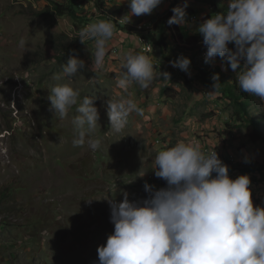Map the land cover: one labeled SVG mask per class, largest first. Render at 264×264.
<instances>
[{
	"label": "rangeland",
	"instance_id": "rangeland-1",
	"mask_svg": "<svg viewBox=\"0 0 264 264\" xmlns=\"http://www.w3.org/2000/svg\"><path fill=\"white\" fill-rule=\"evenodd\" d=\"M79 1L81 21L67 15L53 22L46 9L69 0H0V264H99L97 249L114 232L110 201L122 202L125 192L130 202L149 198L145 182L154 190L166 188V181L154 174L153 160L181 139L198 141L205 154L215 148L224 164L252 167L250 172L234 169L229 176H249L253 205L264 207V143L251 141L253 129L239 119L234 104L213 86L207 88L197 67L190 65V74L174 68L140 41L141 51L137 34L122 30L115 29L108 42L103 66L93 67V41L74 52L70 47L81 28L103 17L92 2ZM117 1L129 7L127 0ZM192 7L208 12L197 3ZM220 7L227 11L228 6ZM172 8L163 0L151 15L130 18L149 23ZM200 24L185 19L180 27L200 35ZM141 25L150 27L149 33L154 29L153 23ZM125 40L134 43L132 52L151 57L157 73H170V80L156 78L147 89L138 84L119 88L117 78L130 51ZM176 54L194 58L198 67L220 66L218 58L205 63L206 54ZM73 55L85 62L70 82L80 98L68 117L60 119L54 116L49 90L69 83L67 77H55ZM223 72L236 78L232 70ZM85 96L96 98L100 117L93 136L101 146L95 151L72 144V118ZM121 97L133 99L143 115L133 112L126 127L115 133L104 102ZM250 111L259 117L264 101L256 97Z\"/></svg>",
	"mask_w": 264,
	"mask_h": 264
},
{
	"label": "clouds",
	"instance_id": "clouds-1",
	"mask_svg": "<svg viewBox=\"0 0 264 264\" xmlns=\"http://www.w3.org/2000/svg\"><path fill=\"white\" fill-rule=\"evenodd\" d=\"M219 1L228 6L227 11L213 14L196 30L207 47L205 63L216 57L226 58L236 73L239 89L264 101V0ZM162 3L163 0H127L130 13L124 17L130 20L131 16L151 15ZM186 8L187 4L172 8L169 26L185 22ZM114 33L115 23L110 18L79 30L80 43L94 42L93 67L103 66L107 44ZM229 43H234L235 51L229 49ZM20 46H25L23 39ZM169 63L190 74L189 58L181 55ZM84 67L82 59L70 56L55 77H67L69 83L56 84L49 90L54 116L65 119L69 109L78 104L80 92L70 82ZM122 69L117 78L121 89L132 84L147 89L156 78L170 80V73H157L151 57L142 52L126 53ZM212 79L216 90L219 75ZM95 99L85 96L76 107L77 114L72 118L74 147L87 144L95 151L101 146V140L93 136L100 118ZM104 107L110 131L115 133L126 127L133 112L143 115V109L131 98H108ZM214 149L205 154L198 141L181 139L158 151L153 160L154 174L165 180L167 187L154 190L145 182L149 198L130 202L125 192L122 202L110 201L114 232L97 249L99 264H264V207L253 205L249 176L231 179L228 166Z\"/></svg>",
	"mask_w": 264,
	"mask_h": 264
},
{
	"label": "trees",
	"instance_id": "trees-1",
	"mask_svg": "<svg viewBox=\"0 0 264 264\" xmlns=\"http://www.w3.org/2000/svg\"><path fill=\"white\" fill-rule=\"evenodd\" d=\"M92 2L95 6L96 11H99L103 17V19H112L115 23V29L116 30H122L125 33L129 34H137L138 39L143 38L147 39L149 42H152V48H153V54L160 57L161 61L164 63L174 61L176 60L178 56L176 53L179 50H183L187 53L194 54V57H197V54L205 55L207 52V47L203 44L201 41V36L198 34L189 35L186 33L180 25H171L169 26L168 20L173 16L172 11H168L165 15L157 16L152 22L155 24V31L152 32H145L140 31L137 28L133 26V24H140V22H133L131 21V18L129 20L128 17H124L125 15H128L129 7H126L124 5H119L118 1L116 0H88ZM192 1L193 3H197L200 5H203L204 7L211 6V9H208V12L206 10H198L193 7L189 6V2ZM169 4L171 7H183L185 4H187L186 8V16L185 19L188 20L190 24L195 23H202L204 20L210 18L212 16V13L218 14L223 13L221 11L220 4L221 2L219 0H169ZM53 10L47 11L49 9H46V16H49L52 18L53 22H57L58 18H64L67 15H70L72 19L76 21H81L79 16V10H80V1L79 0H69V3L67 5H62L59 3L52 2ZM207 12V14H204ZM124 17V18H123ZM85 19H87L84 16ZM123 18V19H122ZM120 21H124L126 24L123 26L120 24ZM155 32V33H154ZM154 33V34H151ZM139 45L142 49V44L140 43L139 39ZM83 46L82 43H80L79 38H76L74 40L73 45L70 47L71 51L78 50ZM229 49L232 51H235V45L234 43H229L228 45ZM118 50V49H117ZM132 49V51H134ZM121 50H118V52ZM168 54H171V57H168ZM176 54V55H175ZM187 58L191 61L192 67H197V70L202 75V80L204 81L207 88L210 86H213V75L218 74L219 75V83L220 86L217 88L226 98L230 100L232 104H234L236 108V114L239 117L241 121L249 122V127L253 129V132L251 134V141L253 143L263 142L264 143V112L259 115V117H256L255 115H251V107L252 104L255 102V96L245 93L242 90L239 89L235 77H231L230 75H226V73L223 72V69L225 68L227 71H231L229 63L227 62L226 58L222 59L220 57L218 58L220 62V66H217L215 69L209 70L207 67L197 66V61H195L194 58L187 56ZM156 63H159L156 62ZM243 63V62H242ZM160 64V63H159ZM157 66V65H156ZM158 67V66H157ZM159 69H162L159 68ZM239 70V69H238ZM212 95V94H211ZM210 96V95H209ZM228 163V164H227ZM225 165H229L228 169L229 172L234 169H242L244 172H250L252 171V167H244L240 164H232L230 162H225ZM215 176V173H213V177Z\"/></svg>",
	"mask_w": 264,
	"mask_h": 264
},
{
	"label": "bare ground",
	"instance_id": "bare-ground-1",
	"mask_svg": "<svg viewBox=\"0 0 264 264\" xmlns=\"http://www.w3.org/2000/svg\"><path fill=\"white\" fill-rule=\"evenodd\" d=\"M138 30H140V31H145V32H149L151 29H150V27H147L146 25H138ZM147 42H149L147 39H145ZM140 41L142 42V43H144V39L143 38H140ZM144 44H146V48H147V51L148 52H152L151 50H153V48H152V45H151V43H144Z\"/></svg>",
	"mask_w": 264,
	"mask_h": 264
},
{
	"label": "crops",
	"instance_id": "crops-1",
	"mask_svg": "<svg viewBox=\"0 0 264 264\" xmlns=\"http://www.w3.org/2000/svg\"><path fill=\"white\" fill-rule=\"evenodd\" d=\"M130 43V44H129ZM125 44H128V45H126V46H128L129 47V49L128 50H130V51H132V49H134V43L133 42H129V40H125ZM124 44V45H125ZM141 47V46H140ZM157 64H159V63H157Z\"/></svg>",
	"mask_w": 264,
	"mask_h": 264
},
{
	"label": "built area",
	"instance_id": "built-area-1",
	"mask_svg": "<svg viewBox=\"0 0 264 264\" xmlns=\"http://www.w3.org/2000/svg\"><path fill=\"white\" fill-rule=\"evenodd\" d=\"M144 43H151L152 44V42H147L145 39H144ZM144 50V48H142V51ZM144 52V51H143Z\"/></svg>",
	"mask_w": 264,
	"mask_h": 264
}]
</instances>
